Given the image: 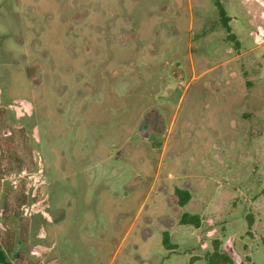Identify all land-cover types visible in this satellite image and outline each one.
<instances>
[{"label": "rangeland", "instance_id": "374dc122", "mask_svg": "<svg viewBox=\"0 0 264 264\" xmlns=\"http://www.w3.org/2000/svg\"><path fill=\"white\" fill-rule=\"evenodd\" d=\"M218 1L0 0L10 264H264V0Z\"/></svg>", "mask_w": 264, "mask_h": 264}, {"label": "trees", "instance_id": "16d2710c", "mask_svg": "<svg viewBox=\"0 0 264 264\" xmlns=\"http://www.w3.org/2000/svg\"><path fill=\"white\" fill-rule=\"evenodd\" d=\"M216 6L219 12V17L222 23L224 30L227 32V35L230 39H234L233 34H231L230 26H229V17L226 15L225 10L221 6L218 0H216ZM174 194L177 198V203L180 207H183L187 204L190 198V194L187 190L176 188ZM179 223L185 226H192L194 228H198L201 224V219L197 214H189L182 213L180 216ZM252 222H249L248 225H251ZM162 243L166 249H172L171 244L169 242V234L167 232H163L162 234ZM219 241H212V250L206 254L205 256V264H233L232 258L230 255L224 251H221L219 248ZM0 264H10L7 259L6 251L0 245ZM192 264V259L190 263Z\"/></svg>", "mask_w": 264, "mask_h": 264}]
</instances>
